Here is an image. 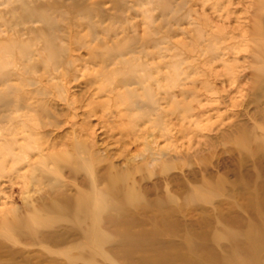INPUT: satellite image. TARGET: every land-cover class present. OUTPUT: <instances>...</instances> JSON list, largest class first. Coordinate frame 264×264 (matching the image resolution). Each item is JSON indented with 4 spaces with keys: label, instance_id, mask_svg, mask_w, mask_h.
Listing matches in <instances>:
<instances>
[{
    "label": "rangeland",
    "instance_id": "rangeland-1",
    "mask_svg": "<svg viewBox=\"0 0 264 264\" xmlns=\"http://www.w3.org/2000/svg\"><path fill=\"white\" fill-rule=\"evenodd\" d=\"M0 264H264V0H0Z\"/></svg>",
    "mask_w": 264,
    "mask_h": 264
}]
</instances>
